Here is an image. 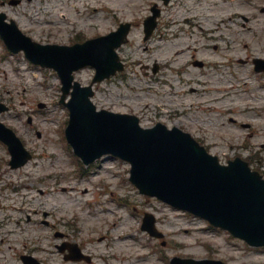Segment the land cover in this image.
<instances>
[{"label":"rangeland","instance_id":"1","mask_svg":"<svg viewBox=\"0 0 264 264\" xmlns=\"http://www.w3.org/2000/svg\"><path fill=\"white\" fill-rule=\"evenodd\" d=\"M154 3L161 13L153 33L144 40L143 19ZM262 7L264 0H169L167 4L162 0H22L17 5L0 0V11L40 43L82 42L115 29L120 22H130L128 41L118 48L125 69L98 84L96 106L134 113L142 126L157 121L177 125L221 162L235 156L249 158L250 166L264 176V88L258 89L264 86V71H255L252 63L255 57L264 58ZM176 43L191 44L178 64L165 49ZM195 60L203 61V66L193 64ZM93 73V68L85 67L74 77L87 84ZM60 93L54 70L30 63L21 52L11 53L0 39V102L8 106L0 121L32 153L24 165L12 168L10 154L0 142V213L16 206L15 216L0 217V238L9 234L7 222L24 235L0 239V248L11 246L14 264H24L23 254L40 264H124L120 256L105 262L94 254L104 231L110 238L121 232L129 235L126 263L169 264L171 257L178 256L264 264V246H249L197 216L139 193L129 181L128 162L105 155L83 165L64 137L68 111L58 101ZM180 96L190 100L176 102ZM96 178L107 181L112 200L103 202L105 196L97 194L102 182ZM23 192L29 195L21 200ZM70 192L89 193L93 201L81 200L67 211L54 206V196L62 199ZM95 212L96 224L87 222L85 218ZM117 212L125 214L129 223L112 233L113 223L120 222ZM145 212L154 216L163 238L141 229ZM63 241L77 243L90 261L65 260L56 247ZM106 248L115 251L112 240ZM0 264L7 262L0 259Z\"/></svg>","mask_w":264,"mask_h":264},{"label":"water","instance_id":"2","mask_svg":"<svg viewBox=\"0 0 264 264\" xmlns=\"http://www.w3.org/2000/svg\"><path fill=\"white\" fill-rule=\"evenodd\" d=\"M157 14L158 10H154L145 20V38L154 28ZM128 28V23L121 24L116 31L72 46L42 45L25 36L14 21L6 22L5 14L0 13V33L7 45L14 52L23 49L30 60L57 70L62 82L61 102L72 88L69 101L64 102L69 109L65 134L84 163L104 153L117 155L130 162V180L141 192L204 217L250 244L264 245V179L257 171H251L246 161L235 158L222 165L217 156L207 153L177 127L168 129L157 123L145 128L139 125L135 115L97 111L90 100L91 84L81 86L77 81L72 82V71L85 65L96 69L92 82L121 70L123 66L115 47L125 40ZM262 64L264 60H256L257 69L264 68ZM5 109L0 104V111ZM0 139L8 145L12 166L22 165L30 158L15 133L1 122ZM142 228L151 235H162L154 227L151 215L145 216ZM65 257L89 260L76 245L70 246V254ZM23 258L30 261L29 257ZM32 261L30 264H37ZM171 264L225 263L174 257Z\"/></svg>","mask_w":264,"mask_h":264},{"label":"bare ground","instance_id":"3","mask_svg":"<svg viewBox=\"0 0 264 264\" xmlns=\"http://www.w3.org/2000/svg\"><path fill=\"white\" fill-rule=\"evenodd\" d=\"M188 19V18H186ZM186 48H191V44H187L186 46H184L183 43H176V44H171L168 45L167 47H165L166 51L170 52L173 56V59H179L181 58V56L184 54ZM180 61H176L175 64H178ZM202 82H204V80H202ZM246 83V82H245ZM180 99H176V102H186L188 100H190L187 97L184 96H180ZM219 98H222L219 97ZM114 194V193H112ZM26 195H29L28 192H23L21 194V199L24 200L26 198ZM28 197V196H27ZM54 201L53 204L56 207L61 208L63 211H67V210H73L77 207V205L79 204V201L83 200L85 201V203L91 202L93 201L90 198V194L86 193L83 196H78L76 193L74 192H70V195H64L62 199H58L56 196H54ZM103 202H106V200L104 199ZM16 206H12L10 207L11 210L9 212L0 213V217L5 216H15L16 213L14 211V209ZM48 208V207H46ZM96 214H98V212H95L94 214L91 215V217L89 218H85L87 222H90L91 224H96L95 219L99 216ZM100 214V213H99ZM118 220L120 221L119 224L116 225L115 224V229L112 230V233L117 232L118 230L122 229L123 226L127 225L129 223V219L127 218V216L124 214H118V212L116 213ZM96 216V217H94ZM14 226L10 223L7 222L5 225L6 230L8 231L9 234H4L0 239L1 241L4 240V238L6 237L8 240H15L17 238L19 239H23L24 235L21 234L20 232L16 231L14 228ZM108 231H104L100 237L102 240H100L99 242H97L96 244V249L94 250V254L98 257H100L102 260H104L105 262H107V258H111V259H117L119 256L124 258L125 262L124 264H142V262L140 260H136L134 262H128L126 263V257H129V248L125 245L127 243V239L129 238L128 234L126 233H122L121 235H118L114 238H110V235H107ZM111 233V235H112ZM112 240V243L114 244L115 247V251L114 252H110L106 246L108 245V241ZM89 241H93L92 238L89 239ZM2 252H3V260H6L7 264H14V260H13V255H12V251H11V246H6V247H2ZM140 257V254L139 256ZM2 258V257H1Z\"/></svg>","mask_w":264,"mask_h":264}]
</instances>
